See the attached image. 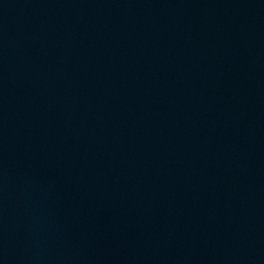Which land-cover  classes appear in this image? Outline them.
<instances>
[{"label": "water", "instance_id": "obj_1", "mask_svg": "<svg viewBox=\"0 0 264 264\" xmlns=\"http://www.w3.org/2000/svg\"><path fill=\"white\" fill-rule=\"evenodd\" d=\"M0 264H264V0H0Z\"/></svg>", "mask_w": 264, "mask_h": 264}]
</instances>
